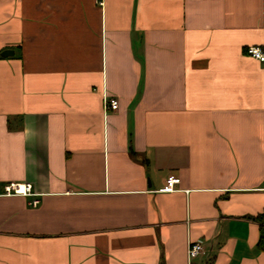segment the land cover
I'll return each instance as SVG.
<instances>
[{"label":"crops","instance_id":"obj_1","mask_svg":"<svg viewBox=\"0 0 264 264\" xmlns=\"http://www.w3.org/2000/svg\"><path fill=\"white\" fill-rule=\"evenodd\" d=\"M252 47L264 0H0V264H264Z\"/></svg>","mask_w":264,"mask_h":264},{"label":"built area","instance_id":"obj_2","mask_svg":"<svg viewBox=\"0 0 264 264\" xmlns=\"http://www.w3.org/2000/svg\"><path fill=\"white\" fill-rule=\"evenodd\" d=\"M248 54L264 63V49L258 47H252L248 49ZM107 110L117 111L119 109V102L116 99H111L107 102ZM181 183V180L175 177H170L166 182V192H175L176 186ZM3 196H23V197H34L33 188L30 184H13L5 187ZM38 201L32 203L36 206ZM202 254H204V246L202 242L191 243L188 247V264L198 259Z\"/></svg>","mask_w":264,"mask_h":264},{"label":"trees","instance_id":"obj_3","mask_svg":"<svg viewBox=\"0 0 264 264\" xmlns=\"http://www.w3.org/2000/svg\"><path fill=\"white\" fill-rule=\"evenodd\" d=\"M258 221L262 224V238L260 241V248L264 250V215L260 216Z\"/></svg>","mask_w":264,"mask_h":264},{"label":"water","instance_id":"obj_4","mask_svg":"<svg viewBox=\"0 0 264 264\" xmlns=\"http://www.w3.org/2000/svg\"><path fill=\"white\" fill-rule=\"evenodd\" d=\"M2 55H3V57H9L10 55H11V56L13 55V52H11V51H6V52H4Z\"/></svg>","mask_w":264,"mask_h":264}]
</instances>
